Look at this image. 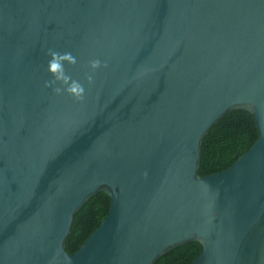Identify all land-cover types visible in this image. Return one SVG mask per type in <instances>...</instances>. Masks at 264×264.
<instances>
[{
  "label": "water",
  "instance_id": "obj_1",
  "mask_svg": "<svg viewBox=\"0 0 264 264\" xmlns=\"http://www.w3.org/2000/svg\"><path fill=\"white\" fill-rule=\"evenodd\" d=\"M49 49L77 58L83 102L45 87ZM236 109L258 139L201 176ZM98 192L109 214L69 253ZM192 241V264H264V0H0V264H154Z\"/></svg>",
  "mask_w": 264,
  "mask_h": 264
},
{
  "label": "trees",
  "instance_id": "obj_2",
  "mask_svg": "<svg viewBox=\"0 0 264 264\" xmlns=\"http://www.w3.org/2000/svg\"><path fill=\"white\" fill-rule=\"evenodd\" d=\"M259 137L255 117L244 109H236L219 120L205 136L201 148L199 174L221 172L245 154ZM111 197L98 192L77 212L66 249L75 253L108 216ZM202 251L197 241L187 242L162 255L154 264H192Z\"/></svg>",
  "mask_w": 264,
  "mask_h": 264
},
{
  "label": "clouds",
  "instance_id": "obj_3",
  "mask_svg": "<svg viewBox=\"0 0 264 264\" xmlns=\"http://www.w3.org/2000/svg\"><path fill=\"white\" fill-rule=\"evenodd\" d=\"M47 55L50 59L47 61L46 71L51 74L52 79L45 81V87H52L53 91L60 95L67 93L74 100L83 102L86 95V89L84 84L77 79H74L72 75L66 69V64L75 65L77 58L71 52H59L53 49H49ZM92 74L85 75V79L88 84L94 83L95 70L99 69L102 64L107 66L106 62H102L99 59H92L88 62ZM54 85H58L53 87Z\"/></svg>",
  "mask_w": 264,
  "mask_h": 264
}]
</instances>
